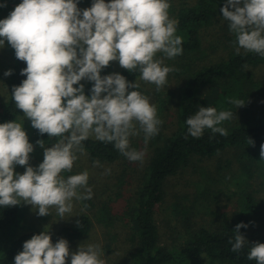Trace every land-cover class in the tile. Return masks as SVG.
<instances>
[{"label":"clouds","instance_id":"clouds-1","mask_svg":"<svg viewBox=\"0 0 264 264\" xmlns=\"http://www.w3.org/2000/svg\"><path fill=\"white\" fill-rule=\"evenodd\" d=\"M170 7L169 0H93L91 7L82 10L78 0H22L0 20V48L7 42L16 58L26 63L20 73L26 79L11 91L23 119L0 123V206L31 205L40 217L52 215L54 208L60 220L73 217V201L92 198L89 173L85 170L66 178L62 173H71L78 154H86L84 142L90 138L113 144L129 161L143 160L144 152L131 147L130 137L142 131L147 144L158 134L162 121L150 98L139 91L140 81L160 91L173 70L165 58L174 59L183 52V38L177 35ZM221 11L234 36L236 54L243 49L264 57V0H227ZM112 61L138 73L136 81L116 72L102 76ZM12 74L11 69L4 73ZM82 80L92 82L90 96ZM229 103L237 108L246 104L239 99ZM233 116L230 110L200 106L186 120L187 133L200 138L208 129L226 136L220 125ZM25 119L53 141L51 146L43 139L36 141L43 149V161L37 167L29 163L34 145L25 131ZM249 143L255 146L250 138ZM260 156L264 160V144ZM16 165L26 170L17 173ZM246 227L236 225L229 240L231 250L240 252L250 244L247 259L264 264V243H250L240 232ZM69 256L70 264H106L100 244L84 242L73 252L64 238L53 243L49 227L25 241L14 261L67 264Z\"/></svg>","mask_w":264,"mask_h":264},{"label":"trees","instance_id":"trees-1","mask_svg":"<svg viewBox=\"0 0 264 264\" xmlns=\"http://www.w3.org/2000/svg\"><path fill=\"white\" fill-rule=\"evenodd\" d=\"M11 1L13 0H0V5L7 7V3ZM226 2L227 0H177L173 13L169 11L170 17L177 21V35L183 38V52L175 58L180 60L184 70H192L193 65L198 62L197 54L203 50L208 31H212L216 45L211 42V48L217 55H220L218 50L233 46L234 36L230 33L227 22L223 20L221 11ZM4 10L5 7H0V14ZM7 46L11 57L9 70L11 69L13 74L7 77L8 101L0 115V123L19 120L23 115L21 110L15 108L11 91L13 86H19L26 79V76L20 74L26 63L18 60L14 49L8 44ZM183 57L190 63L185 64ZM263 63L264 57L258 54L240 51L237 55L234 50L226 58L193 72L191 76L187 75L184 79L179 77L178 87L171 93L176 104V130L171 135L165 136L164 123H161L158 134L149 140L152 143L153 155L147 173L131 198L127 215L125 214L129 218V240L133 247L125 264H256V261L247 259L250 244H246L240 252L234 253L231 250L232 244L229 243L234 237L233 230L240 223L248 225L246 228H241L240 232L250 243L257 241L264 243V228L262 235L249 237V230L257 224V219H262L264 214L263 205L257 202L253 191L246 189L242 193V204L234 220L225 218L222 227L216 230L202 227L187 231V234H183V242L173 247H164L161 244L156 211L164 201L166 181L182 171L193 157H213L228 148H241L246 151V161L241 169L243 173L240 176L241 181L248 183L256 172L264 173V160H261L260 156V146L264 144V117L231 128H226L224 123L229 121H224L220 127L226 129V136L213 134L211 130L206 129L200 138H194L187 133L186 125L187 118L195 114L200 106L216 107L218 111L235 109V105L229 103V100L243 96L244 86L248 85L246 80L250 78L249 73L243 78L240 75L250 66ZM114 72L124 75L133 83L138 75L124 68L114 70L113 62L102 70L101 75ZM182 73L185 75L184 71ZM80 83L85 86V94L90 96L92 82L82 80ZM140 85L139 91L144 94L142 84ZM76 86L78 85H74ZM252 91L250 90L249 95ZM165 102L167 101H164V104ZM137 127L139 128L138 125ZM25 131L30 143L34 145V152L31 154L42 156L43 149L36 144V141L43 139L49 146L53 141L49 140L47 134L41 136L31 124ZM140 134L144 137L142 131H139L138 135ZM249 138L255 142V146L250 145ZM84 147L92 160L116 163L124 159L111 143L90 138L84 142ZM16 167L17 165L15 171ZM79 204L83 210L82 214L74 223L61 227L56 233L51 232L53 243L64 238L72 244L89 236L93 227L92 210L97 205L93 197L90 200L80 201ZM85 205L87 207H84ZM25 217L26 210L23 204L7 208L0 206V264H15L14 258L23 250V243L33 235L44 231L37 229L25 231L22 225ZM97 218L107 226H112L116 222V216L106 203L99 207ZM77 221H80L79 225Z\"/></svg>","mask_w":264,"mask_h":264},{"label":"rangeland","instance_id":"rangeland-1","mask_svg":"<svg viewBox=\"0 0 264 264\" xmlns=\"http://www.w3.org/2000/svg\"><path fill=\"white\" fill-rule=\"evenodd\" d=\"M9 1V0H6ZM22 0H13L7 3L6 10L0 14V20L7 18L9 13L19 5ZM111 2V0H106ZM170 9L177 4V0H169ZM93 0H78V7L86 9L92 6ZM173 13V12H172ZM207 38L204 41L202 52L196 65L192 70H184L181 67L179 59H166L164 63L173 69L167 77L166 85L160 90L151 83L140 81L144 95L150 98L158 111V118L164 123V134L169 136L176 130L177 115L175 99L171 96L181 79L192 75L193 72L210 66L226 58L230 52L235 50L234 46L225 47L218 50L211 48L213 41L212 31L207 32ZM216 45V44H215ZM216 49V48H215ZM242 52H246L241 49ZM162 54H158L161 57ZM191 58V56H188ZM185 59V64L188 61ZM113 62V69L119 70L118 61ZM11 57L7 42L3 48H0V115L4 105L8 101L7 77L4 73L9 70ZM180 66V67H179ZM185 72L183 75L182 72ZM187 71V72H186ZM182 73V74H179ZM249 73L248 85L244 86L243 100L246 104L243 107L231 110L234 113L232 119L225 122L226 128L232 126L244 125L248 122L264 117V63L250 66L240 77L243 78ZM250 90H253L249 95ZM241 96V95H240ZM164 101L165 102L164 104ZM163 105V107L161 106ZM23 116L19 120H22ZM31 121L25 119L24 128L30 127ZM138 128V127H137ZM139 134V133H138ZM131 147L144 152L142 161H129L127 158L116 163H106L99 161V166H94V162L88 154L80 155L74 162L71 173H62L65 178L72 174L82 173L87 170L89 173V187L92 189V197L97 207L92 210L93 227L89 236L78 242L69 244L70 251H77L80 244L97 243L102 249V258L106 264H125L129 260V254L132 252V242L129 240L130 225L129 218L126 216L130 207L131 198L140 187L148 164L153 155L151 141L144 142L142 134L130 137ZM246 151L241 148H228L224 152L213 157H193L189 164L176 176L170 177L164 186L165 198L156 211V223L160 231L161 244L164 247L177 246L183 242V234L187 231L196 230L202 227L213 230L222 227L225 218L234 220L242 204V193L246 189L253 191V194L259 204L264 208V173L256 172V175L244 183L240 176L242 167L246 161ZM43 161V155L30 154V165L37 167ZM24 166L17 165V173L25 171ZM80 201H73V212L70 219L60 220L56 215V210L51 209L52 215L40 217L33 210L31 205H24L26 210L25 221L22 224L25 231L31 229L45 230L50 228L51 232H57L61 227L75 222L83 210L79 204ZM104 203L108 204L116 222L112 226L101 223L97 218L99 207ZM126 214V215H125ZM60 220V221H59ZM252 227V226H251ZM264 228V214L262 219H257V224L249 230V237H258L262 235ZM69 256L67 264H70Z\"/></svg>","mask_w":264,"mask_h":264}]
</instances>
